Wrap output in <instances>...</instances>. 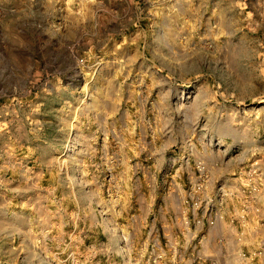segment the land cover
<instances>
[{
  "label": "rangeland",
  "instance_id": "rangeland-1",
  "mask_svg": "<svg viewBox=\"0 0 264 264\" xmlns=\"http://www.w3.org/2000/svg\"><path fill=\"white\" fill-rule=\"evenodd\" d=\"M11 119L36 122L52 204L0 264H188L209 197L244 237L206 263L264 255V0H0Z\"/></svg>",
  "mask_w": 264,
  "mask_h": 264
},
{
  "label": "crops",
  "instance_id": "crops-1",
  "mask_svg": "<svg viewBox=\"0 0 264 264\" xmlns=\"http://www.w3.org/2000/svg\"><path fill=\"white\" fill-rule=\"evenodd\" d=\"M36 128L32 120H0V235L28 231L37 206L43 210V216L47 212L50 217L51 186L45 183L50 167L37 162L40 157L36 150ZM242 216L240 210H235L213 226L194 223L188 231V264H208L211 256H220L221 241L225 239L231 241L229 256L238 258L242 251L240 240L244 237ZM242 261L264 264V255L257 257L256 262Z\"/></svg>",
  "mask_w": 264,
  "mask_h": 264
},
{
  "label": "built area",
  "instance_id": "built-area-1",
  "mask_svg": "<svg viewBox=\"0 0 264 264\" xmlns=\"http://www.w3.org/2000/svg\"><path fill=\"white\" fill-rule=\"evenodd\" d=\"M203 186H198L193 188V193L201 194L200 192H205ZM194 208V216L197 221L195 222L196 225H208L213 226L216 224L217 221L223 218V214L218 210V204L215 198H208V199H197L194 201L193 204ZM200 207H203V216H200L199 214H196L195 211H198ZM197 209V210H196ZM263 254V253H261Z\"/></svg>",
  "mask_w": 264,
  "mask_h": 264
},
{
  "label": "bare ground",
  "instance_id": "bare-ground-1",
  "mask_svg": "<svg viewBox=\"0 0 264 264\" xmlns=\"http://www.w3.org/2000/svg\"><path fill=\"white\" fill-rule=\"evenodd\" d=\"M70 151H74V148L71 147V148H70ZM106 211H107V209H106ZM102 213H103V212H102ZM104 213H105V211H104ZM102 216H103V215H102ZM104 216H105V215H104ZM103 220H104V219H103ZM105 221H106V219H105ZM108 221H109V220H108ZM114 231H115V230H114ZM119 233H120V232H119ZM119 233L116 232L114 236H115V238L117 239L118 242H121V243H122L123 240L121 239V236L119 235ZM120 234H121V233H120ZM124 240H125V239H124ZM120 245H121V244H120ZM121 246H122V249H124V250L126 249V247H125L123 244H122ZM125 252H126V251H125ZM123 254H125V253H123ZM131 261H132V260H131Z\"/></svg>",
  "mask_w": 264,
  "mask_h": 264
}]
</instances>
